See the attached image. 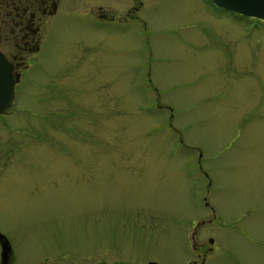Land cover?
Returning a JSON list of instances; mask_svg holds the SVG:
<instances>
[{"label":"rangeland","instance_id":"rangeland-1","mask_svg":"<svg viewBox=\"0 0 264 264\" xmlns=\"http://www.w3.org/2000/svg\"><path fill=\"white\" fill-rule=\"evenodd\" d=\"M98 5L115 18H95ZM254 27L204 0H60L38 48L20 50L0 113V230L15 264H188L209 237L204 264H264ZM0 32L12 59L22 41Z\"/></svg>","mask_w":264,"mask_h":264},{"label":"flooded vegetation","instance_id":"flooded-vegetation-1","mask_svg":"<svg viewBox=\"0 0 264 264\" xmlns=\"http://www.w3.org/2000/svg\"><path fill=\"white\" fill-rule=\"evenodd\" d=\"M60 0H0V29L2 25L8 27L10 33L9 36H13L12 39L15 44L18 42L16 39L22 41V48L16 50L12 54L10 61L14 65L13 74L15 77L20 76L21 59L18 55L21 54V49L28 50L34 44L37 49V43L40 39V32L42 31L41 25L46 20L47 16L55 13ZM206 6L210 12L217 18L223 16L226 20H230L233 23L242 21L244 26L254 29L255 24L259 25L264 23V19L255 16L244 15L238 11L230 10L223 6H220L212 0H204ZM141 2L138 1V5H134L128 9H125L123 14L119 15L118 19L122 21L127 17H137L136 13L141 7ZM93 15L97 19H114V15H109L105 7L97 6V11H92ZM2 33L0 32V36ZM9 38V37H8ZM10 39V38H9ZM17 80V81H18ZM211 218L208 219V222ZM205 221H201L200 224H204ZM213 238H208V245L203 248L201 253H198L200 261L195 259L189 260V264H204L206 256L213 249ZM4 248H10L8 252L4 251ZM16 252L8 235L0 230V264H15ZM100 264H104L100 263ZM115 264V263H113ZM118 264V263H116Z\"/></svg>","mask_w":264,"mask_h":264},{"label":"water","instance_id":"water-1","mask_svg":"<svg viewBox=\"0 0 264 264\" xmlns=\"http://www.w3.org/2000/svg\"><path fill=\"white\" fill-rule=\"evenodd\" d=\"M220 6L264 19V0H213ZM14 65L0 50V113L7 111L14 98V84L18 77L13 74ZM10 248H4L8 252ZM146 264H161L148 261ZM189 264V263H188Z\"/></svg>","mask_w":264,"mask_h":264}]
</instances>
